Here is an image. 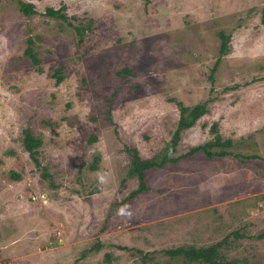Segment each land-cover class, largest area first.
Returning <instances> with one entry per match:
<instances>
[{"label":"rangeland","instance_id":"rangeland-1","mask_svg":"<svg viewBox=\"0 0 264 264\" xmlns=\"http://www.w3.org/2000/svg\"><path fill=\"white\" fill-rule=\"evenodd\" d=\"M25 1L40 12L64 5L68 22L91 28L77 46L67 22L0 1V264H105V255L109 264H144L142 255L158 264L165 250L224 238L227 259L264 264V0ZM219 32L230 37L221 58ZM28 39L39 72L24 55ZM124 69L133 75L119 76ZM178 104L209 111L183 134L182 151L212 139L218 123L238 157L150 171L148 190L104 227L110 202L136 187L118 191L124 146L143 158L163 149ZM26 127L44 140L55 189L22 148ZM96 154L98 171L82 165Z\"/></svg>","mask_w":264,"mask_h":264},{"label":"trees","instance_id":"trees-1","mask_svg":"<svg viewBox=\"0 0 264 264\" xmlns=\"http://www.w3.org/2000/svg\"><path fill=\"white\" fill-rule=\"evenodd\" d=\"M1 1V0H0ZM16 6L17 11L21 16L30 18L35 15H42L48 18H52L54 20H59L61 22H67L69 27H71L76 35V45L80 46L83 44L86 34L88 30H90L91 23H82L75 25L71 22H68V19L65 15V6L62 5L59 9H53L51 7H45L44 12H40L36 9V5L33 2L25 1V0H11ZM261 25L264 26V8L261 13ZM218 37L220 38V58L226 55L229 52L228 43L230 37L225 35L223 32L218 33ZM28 44L24 55L26 58H29L35 67L36 71H40V59L36 52L33 51L31 39L26 41ZM218 59V61L220 60ZM122 75H133V72L129 69H124L119 73V76ZM54 77L56 78L55 84H60L63 80L61 75V70H55ZM213 80V77L210 78ZM179 107V119L177 120L176 127L172 132L169 139L165 142L163 149L154 152L147 158H143L140 155L139 150L135 146L127 145L124 146L123 150L128 158L126 160L125 169L127 171L125 177L120 181L118 191H125L131 184V182L136 184L127 196L122 198H114L113 201L110 202L108 209L105 214V218L103 219V225L109 221V218L117 212L119 209L129 203L136 195L142 194L148 190V186L146 184L147 175L150 171L163 169V168H175L180 161L193 159L195 157H201L205 160H221L222 158H226L228 156H236V154L230 153L229 148L233 146L232 141L227 138L225 139L220 132H218L217 128L219 126L218 123H215L211 126L210 135H212V139L207 140L203 144L194 145L188 147L186 150L182 151V138L183 134L191 129L197 122L206 115L209 111L206 105H197L193 108L185 107L181 104H178ZM147 138V137H146ZM21 145L24 150L28 154L29 159L35 166L36 170L39 172L40 178L43 182H47V185L50 189H55L57 186L53 181V174L50 172L48 166L44 165L40 159L41 148L44 145V140L40 135L35 134L34 130L31 127H26L21 132ZM97 141V138L92 135L89 140V144ZM101 162V155L96 154L92 161L83 162V166H87L91 171H98ZM12 179L14 181L20 180V176L18 174L12 173ZM234 239L236 240L237 233H233ZM229 243L227 242V238L222 239L221 241L201 247L196 246H181L175 249L165 250L163 253L167 257V260H162L161 263L158 264H241L236 259H227L225 257V251L229 248ZM101 243L99 240L93 244L90 248L86 249L84 252H81V255L84 257V253L89 254L93 250V254L95 251L100 250ZM126 250V247H121ZM135 250V249H133ZM136 252H140V250L136 249ZM12 253V252H11ZM104 263L109 264L110 257L109 255H105ZM80 259V258H79ZM140 260L146 264L148 261L153 262L154 258L152 256L142 255Z\"/></svg>","mask_w":264,"mask_h":264},{"label":"water","instance_id":"water-1","mask_svg":"<svg viewBox=\"0 0 264 264\" xmlns=\"http://www.w3.org/2000/svg\"><path fill=\"white\" fill-rule=\"evenodd\" d=\"M58 244H52L50 247H55V246H57Z\"/></svg>","mask_w":264,"mask_h":264}]
</instances>
